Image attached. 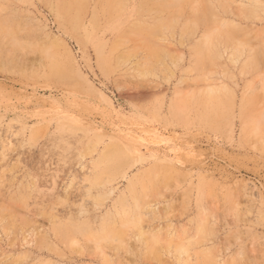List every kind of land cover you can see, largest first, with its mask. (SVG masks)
<instances>
[{"label": "rangeland", "instance_id": "obj_1", "mask_svg": "<svg viewBox=\"0 0 264 264\" xmlns=\"http://www.w3.org/2000/svg\"><path fill=\"white\" fill-rule=\"evenodd\" d=\"M263 114L264 0H0V264H264Z\"/></svg>", "mask_w": 264, "mask_h": 264}, {"label": "bare ground", "instance_id": "obj_2", "mask_svg": "<svg viewBox=\"0 0 264 264\" xmlns=\"http://www.w3.org/2000/svg\"><path fill=\"white\" fill-rule=\"evenodd\" d=\"M264 115V114H263ZM106 239V238H105ZM102 240V239H101Z\"/></svg>", "mask_w": 264, "mask_h": 264}]
</instances>
